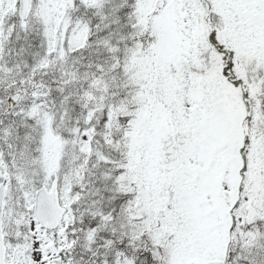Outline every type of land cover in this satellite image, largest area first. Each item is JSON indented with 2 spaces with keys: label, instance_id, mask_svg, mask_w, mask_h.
Instances as JSON below:
<instances>
[{
  "label": "snow or ice",
  "instance_id": "snow-or-ice-1",
  "mask_svg": "<svg viewBox=\"0 0 264 264\" xmlns=\"http://www.w3.org/2000/svg\"><path fill=\"white\" fill-rule=\"evenodd\" d=\"M0 264H264V0H0Z\"/></svg>",
  "mask_w": 264,
  "mask_h": 264
}]
</instances>
